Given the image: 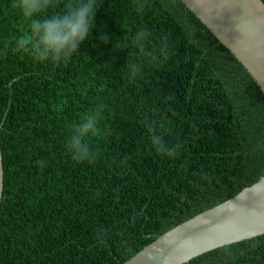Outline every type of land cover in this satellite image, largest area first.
Instances as JSON below:
<instances>
[{
  "label": "trees",
  "instance_id": "16d2710c",
  "mask_svg": "<svg viewBox=\"0 0 264 264\" xmlns=\"http://www.w3.org/2000/svg\"><path fill=\"white\" fill-rule=\"evenodd\" d=\"M96 3L79 51L54 64L14 51L29 20L0 0V264H123L264 176V93L182 1ZM99 106L98 158L76 162L73 126ZM148 121L181 145L174 158L155 151ZM186 264H264V235Z\"/></svg>",
  "mask_w": 264,
  "mask_h": 264
},
{
  "label": "water",
  "instance_id": "95a60500",
  "mask_svg": "<svg viewBox=\"0 0 264 264\" xmlns=\"http://www.w3.org/2000/svg\"><path fill=\"white\" fill-rule=\"evenodd\" d=\"M246 68L264 93V2L181 0ZM4 189L0 146V205ZM264 235V176L234 197L175 226L123 264H186Z\"/></svg>",
  "mask_w": 264,
  "mask_h": 264
},
{
  "label": "clouds",
  "instance_id": "9594fccd",
  "mask_svg": "<svg viewBox=\"0 0 264 264\" xmlns=\"http://www.w3.org/2000/svg\"><path fill=\"white\" fill-rule=\"evenodd\" d=\"M54 3L55 0H15L14 7L29 20V33L15 41L14 51L30 53L37 62L54 64L67 62L79 51L80 45L95 26L94 17L98 9L96 0H66L64 11L50 17L43 15ZM148 4L149 0H136V11L143 12ZM150 35L147 30L140 29L132 42L143 49ZM101 39L107 42L109 38L102 36ZM160 54L164 60L168 58L165 40H162ZM139 68L140 65H133V74ZM102 108L103 106H99L84 114L80 122L73 126L67 150L76 162L93 163L98 158V152L93 150L87 138L97 134ZM146 124L149 140L155 151L159 155L174 158L181 145H169L154 122L148 121Z\"/></svg>",
  "mask_w": 264,
  "mask_h": 264
}]
</instances>
